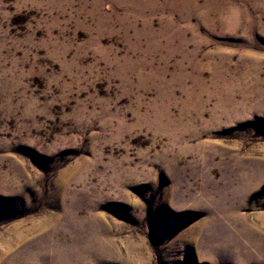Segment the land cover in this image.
Returning a JSON list of instances; mask_svg holds the SVG:
<instances>
[{"label": "rangeland", "instance_id": "374dc122", "mask_svg": "<svg viewBox=\"0 0 264 264\" xmlns=\"http://www.w3.org/2000/svg\"><path fill=\"white\" fill-rule=\"evenodd\" d=\"M0 264H264V0H0Z\"/></svg>", "mask_w": 264, "mask_h": 264}]
</instances>
